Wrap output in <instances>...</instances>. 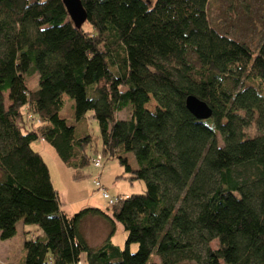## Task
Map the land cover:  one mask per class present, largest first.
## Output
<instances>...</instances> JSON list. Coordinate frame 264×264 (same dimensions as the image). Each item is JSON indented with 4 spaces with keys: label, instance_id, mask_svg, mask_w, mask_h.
<instances>
[{
    "label": "trees",
    "instance_id": "1",
    "mask_svg": "<svg viewBox=\"0 0 264 264\" xmlns=\"http://www.w3.org/2000/svg\"><path fill=\"white\" fill-rule=\"evenodd\" d=\"M80 1L77 29L62 0H0V240L20 222L42 232L23 264H264V38L254 50L221 33L213 0ZM65 97L75 123L61 114ZM189 97L211 118L192 115ZM90 114L101 151L79 132ZM42 141L75 181L100 156L145 192L113 197L111 215L69 216L32 148ZM88 218L112 226L96 249ZM116 222L123 250L111 242Z\"/></svg>",
    "mask_w": 264,
    "mask_h": 264
},
{
    "label": "rangeland",
    "instance_id": "2",
    "mask_svg": "<svg viewBox=\"0 0 264 264\" xmlns=\"http://www.w3.org/2000/svg\"><path fill=\"white\" fill-rule=\"evenodd\" d=\"M208 12L211 24L221 33H227L230 37H234L239 41H245L254 50L257 49L264 38V0H213L210 3ZM29 86L32 89L38 87L37 76L29 81ZM5 96L7 98V94ZM72 105L73 101L65 97L64 108L61 114L68 121L75 123ZM147 108L151 111L155 110L156 104L153 100ZM128 116L129 110H126L117 115V119L125 120ZM80 129L95 140L98 150L101 151L102 142L99 126L94 119H91V114L87 117L85 123L79 127V132ZM248 134L250 136L255 135V128H251ZM41 144V142H38L32 148L35 151H41L42 158L49 169L53 187L59 194L61 207H63L65 213L69 216H73L86 208L100 209L111 215L108 201L102 198L94 185V181L99 177L101 184L107 189L112 198L118 195H140L145 192L144 183L134 182L130 184V181L121 178L123 169L116 160H105L101 172L95 169L93 165H90L84 171L85 177L82 180L75 181L73 179V172L61 163L55 151L49 146L46 150H43ZM105 227L109 229V232L112 229L111 224L107 221L88 218L82 225V232L84 236L91 239L95 233L99 234ZM26 228H35L36 231L32 232L33 234H22L15 240L13 239L11 243L3 245L0 256L4 263L17 264V261L24 255V244L31 241L32 235L36 236L37 233H41L37 227L26 226ZM24 236L27 241L24 240ZM126 239L127 235L123 227L116 222L115 234L111 239L112 243L123 250ZM89 242L90 245L93 243L91 240ZM211 246L213 249H216L217 242H214ZM136 252L137 246L134 245L131 247V253L135 254ZM5 253L6 257L4 258ZM150 263L159 264V261L153 256Z\"/></svg>",
    "mask_w": 264,
    "mask_h": 264
},
{
    "label": "water",
    "instance_id": "3",
    "mask_svg": "<svg viewBox=\"0 0 264 264\" xmlns=\"http://www.w3.org/2000/svg\"><path fill=\"white\" fill-rule=\"evenodd\" d=\"M67 14L77 29H81L87 21L86 11L80 0H62ZM186 107L198 120H208L212 116L209 107L195 97L186 100Z\"/></svg>",
    "mask_w": 264,
    "mask_h": 264
},
{
    "label": "crops",
    "instance_id": "4",
    "mask_svg": "<svg viewBox=\"0 0 264 264\" xmlns=\"http://www.w3.org/2000/svg\"><path fill=\"white\" fill-rule=\"evenodd\" d=\"M41 143H42L41 145L43 147V150L44 149L46 150L47 147H48L46 145V143L43 142V141ZM36 152H38L42 156V154L40 153L41 151H36ZM119 196H121V195H119ZM126 196H129V195H126ZM61 210L63 212H65L64 209H63V207L61 208ZM35 231H36L35 228L34 229H32V228H26V226H24V224L22 222H20L17 225V234H16V236L13 239L15 240L17 237L21 236L22 234H33L32 232H35ZM38 231L40 232V230H38ZM108 234H109V229L106 228V227H105V229L103 228V230L99 234L98 233H95L91 239L89 237V239L93 242V243H91V245H90V242H89L90 240L88 239V237H86V236H84V237H85V239L87 238L86 240H87L89 246L96 249V248L101 247L107 241ZM41 236H42V232L41 233H37L36 236H33L32 235L31 240H33V239H35L37 237H41ZM13 239L12 240H9V241H5V242L0 240V254H2V250H3L2 247H3V245H7V243H11V241H13ZM97 239H98V241H97ZM24 240L27 241V239H26L25 236H24ZM23 249H24V251H23L24 252V255L17 261L18 262L17 264H23V262H24V257H25V244L23 246ZM5 257H6V253L4 255V258ZM0 264H8V263L7 262L4 263L3 262V259H1V256H0Z\"/></svg>",
    "mask_w": 264,
    "mask_h": 264
},
{
    "label": "built area",
    "instance_id": "5",
    "mask_svg": "<svg viewBox=\"0 0 264 264\" xmlns=\"http://www.w3.org/2000/svg\"><path fill=\"white\" fill-rule=\"evenodd\" d=\"M93 164L97 170H101L103 168L102 158L98 156L96 159L93 160ZM95 186L98 188L99 193L101 194L102 198L108 201L109 206H114L118 202L119 199L110 197L108 192L102 187L99 181L95 182Z\"/></svg>",
    "mask_w": 264,
    "mask_h": 264
}]
</instances>
